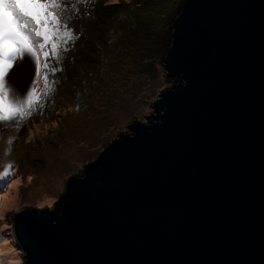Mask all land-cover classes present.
I'll use <instances>...</instances> for the list:
<instances>
[{"label":"water","instance_id":"95a60500","mask_svg":"<svg viewBox=\"0 0 264 264\" xmlns=\"http://www.w3.org/2000/svg\"><path fill=\"white\" fill-rule=\"evenodd\" d=\"M148 68L118 137L0 221L5 264H264V0H165Z\"/></svg>","mask_w":264,"mask_h":264},{"label":"rangeland","instance_id":"374dc122","mask_svg":"<svg viewBox=\"0 0 264 264\" xmlns=\"http://www.w3.org/2000/svg\"><path fill=\"white\" fill-rule=\"evenodd\" d=\"M164 1L151 0L144 12L123 13L126 18L117 25L99 23L93 37L62 39L68 31L60 30L51 45L37 50L39 77L34 57L26 53L14 62L8 77L19 75L18 84L6 78L14 94L25 99L35 87L37 99L25 119L0 121V175L9 173L7 184L0 182V221L22 210L39 212L71 172L124 130L149 90L150 39ZM130 2L136 9L145 4L108 0ZM0 264H5L1 247Z\"/></svg>","mask_w":264,"mask_h":264},{"label":"snow or ice","instance_id":"6c2138e0","mask_svg":"<svg viewBox=\"0 0 264 264\" xmlns=\"http://www.w3.org/2000/svg\"><path fill=\"white\" fill-rule=\"evenodd\" d=\"M59 7V0H0V121L23 120L31 115L37 99L36 88L21 99L14 94L6 77L14 62L26 53L35 58L36 76H40L37 50L45 48L40 38L49 43L58 36L60 17L55 9ZM56 49L57 44L52 43L54 53ZM48 55L44 51L45 58ZM8 176L5 171L0 175V182L6 185Z\"/></svg>","mask_w":264,"mask_h":264},{"label":"trees","instance_id":"16d2710c","mask_svg":"<svg viewBox=\"0 0 264 264\" xmlns=\"http://www.w3.org/2000/svg\"><path fill=\"white\" fill-rule=\"evenodd\" d=\"M59 3L60 7L55 11L60 17V30L66 29L68 31V35L62 36V39H76L77 36L86 37L87 35L96 36L99 23L117 25L119 19L126 18L122 15L123 13L131 15L137 10L144 12L151 6V0H145V4H140L137 9L131 2L132 6L130 7L128 3L123 4V6L121 4H109L108 0H59ZM121 6L124 7V11L122 10L117 14L116 10ZM64 25L67 27L65 28ZM40 43H45L42 37ZM46 44L51 45L50 42Z\"/></svg>","mask_w":264,"mask_h":264},{"label":"bare ground","instance_id":"6f19581e","mask_svg":"<svg viewBox=\"0 0 264 264\" xmlns=\"http://www.w3.org/2000/svg\"><path fill=\"white\" fill-rule=\"evenodd\" d=\"M26 63H27V65H28V62H26ZM26 63H24V64H26ZM18 72H19V71H18ZM18 76H19V75L14 74V75H12V77H11V76H10V78L8 77L7 80H10V79H12V80H16L15 83L18 84V81H19V77H18ZM6 78H7V77H6ZM18 91H20V93L23 94V95L25 94L24 91H23V89H22V88L20 89V85H19V90H18ZM15 189H16V188H15ZM15 192H16V190H15ZM10 198H11V197H10ZM10 198H9V199H10ZM15 198H16V194L12 197V201H14ZM9 201H10V200L4 202V204L2 205L1 208L4 209L5 207H8V205H9V203H10ZM0 211H1V212H0V216H1L3 210L0 209Z\"/></svg>","mask_w":264,"mask_h":264}]
</instances>
